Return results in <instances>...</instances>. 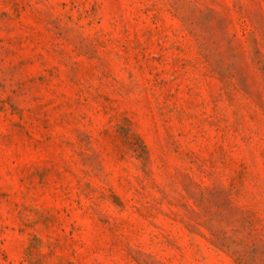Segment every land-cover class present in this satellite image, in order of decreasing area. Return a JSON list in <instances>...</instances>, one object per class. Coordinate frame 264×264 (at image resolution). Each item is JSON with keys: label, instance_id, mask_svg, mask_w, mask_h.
I'll use <instances>...</instances> for the list:
<instances>
[{"label": "rangeland", "instance_id": "1", "mask_svg": "<svg viewBox=\"0 0 264 264\" xmlns=\"http://www.w3.org/2000/svg\"><path fill=\"white\" fill-rule=\"evenodd\" d=\"M0 264H264V0H0Z\"/></svg>", "mask_w": 264, "mask_h": 264}]
</instances>
